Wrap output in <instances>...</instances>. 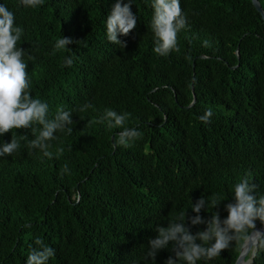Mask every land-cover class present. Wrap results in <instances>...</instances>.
Returning a JSON list of instances; mask_svg holds the SVG:
<instances>
[{
  "label": "trees",
  "instance_id": "obj_1",
  "mask_svg": "<svg viewBox=\"0 0 264 264\" xmlns=\"http://www.w3.org/2000/svg\"><path fill=\"white\" fill-rule=\"evenodd\" d=\"M152 2L132 0L137 22L127 36L118 35L126 42L121 49L106 36L115 0H44L36 8L0 0L23 29L18 47L25 50L30 95L48 104L49 119L62 107L74 121L70 135L55 133L52 158L28 147L38 124L0 135V145L27 137L17 152L0 157V264H26L36 238L55 249L48 264H165L175 258L171 243L155 260L146 258L158 225L185 212L192 234L205 230L188 220L202 196L223 200L199 215L225 219V205L234 203V186L245 176L256 185L250 194H264L260 14L250 0H180L187 25L177 34L179 51L161 56L153 51ZM61 37L78 42L54 52ZM193 93L196 101L187 107ZM86 103L93 107L79 111ZM106 109L130 113L124 127L141 137L113 149L123 129L92 122ZM209 109L211 121L204 123L199 117ZM64 165L69 172L61 174ZM239 252L233 242L197 264H234ZM252 264H264V252Z\"/></svg>",
  "mask_w": 264,
  "mask_h": 264
},
{
  "label": "clouds",
  "instance_id": "obj_2",
  "mask_svg": "<svg viewBox=\"0 0 264 264\" xmlns=\"http://www.w3.org/2000/svg\"><path fill=\"white\" fill-rule=\"evenodd\" d=\"M43 3L44 0H20V4L26 8H36ZM131 4L132 0H127L126 3L115 0L106 18L107 40L119 45L121 49L126 47V42L118 39V35L127 36L137 22L131 11ZM151 7L153 9L151 27L155 44L153 51L161 56H166L173 50L179 51L177 34L187 25V17L182 13L180 0H153ZM22 32L23 29L15 25L14 13L0 4V135L13 129L32 128L34 123L38 124L41 126L39 134L28 141V147L39 149L45 157L52 158L50 142L57 139L55 133L66 131L70 135L73 132L72 112L65 111L62 107L57 108L54 118L49 119L48 104L30 95L27 65L23 60L25 50L18 47ZM74 42L78 41H73L70 37L58 38L53 51L69 49L67 45ZM204 46H208L207 41H204ZM28 59L34 60L35 57L29 55ZM72 64L71 57L64 59L65 66ZM92 107L91 103H86L79 111L83 112ZM212 115L209 109L199 119L204 123H210ZM129 116L130 113L118 114L114 110L106 109L103 116L92 122H106L110 129L122 128L112 147L113 149L118 146L129 147L131 142L141 137L137 129L124 127ZM33 131L35 132V129ZM25 139L26 136L20 137V140ZM20 140L13 137L10 142L0 145V157L11 156L17 152L21 147ZM63 151V148H58L55 155L59 157ZM68 172V166L64 165L61 174ZM251 180L252 177L249 175L235 184L234 203L225 205L228 215L223 220L216 212L207 220L199 215L202 208L207 210L210 206L213 209L223 199L213 197L208 201L202 196L192 204V212L197 215L188 217L190 225L206 224L203 231L191 233L190 228L185 226V212L168 222L167 227L158 225L155 229L156 237L148 240L146 258L155 260L157 252L169 247L171 243L175 258L169 257L165 264H179L180 261L197 264L201 260L215 259L234 242L240 250V260L243 264H252V259L264 252V231L257 230L255 224L257 220L264 224V194L258 197L250 194L256 189V185L250 183ZM34 243L36 247L29 252L26 264H48L49 259L55 255V249L44 244L40 238H36ZM249 254L251 258L245 260Z\"/></svg>",
  "mask_w": 264,
  "mask_h": 264
},
{
  "label": "water",
  "instance_id": "obj_3",
  "mask_svg": "<svg viewBox=\"0 0 264 264\" xmlns=\"http://www.w3.org/2000/svg\"><path fill=\"white\" fill-rule=\"evenodd\" d=\"M252 5L254 6V8L256 9V11L260 14L262 20H263V23H264V10L260 4V1L259 0H250ZM236 54L238 55V50H236ZM200 58H205L206 56L205 55H199ZM196 101V97L193 93V98H192V101L190 102V104L187 106V107H190L192 106ZM256 229L257 230H260V231H264V224H261V223H258L256 224ZM251 258L250 257V254L248 257H245V260ZM252 262H253V259H252ZM234 264H243V262L240 260V252H239V255L238 257L236 258Z\"/></svg>",
  "mask_w": 264,
  "mask_h": 264
}]
</instances>
